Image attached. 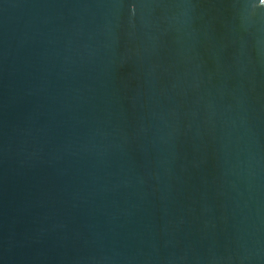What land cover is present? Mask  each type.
I'll list each match as a JSON object with an SVG mask.
<instances>
[{
  "label": "water",
  "instance_id": "95a60500",
  "mask_svg": "<svg viewBox=\"0 0 264 264\" xmlns=\"http://www.w3.org/2000/svg\"><path fill=\"white\" fill-rule=\"evenodd\" d=\"M0 264H264V0H0Z\"/></svg>",
  "mask_w": 264,
  "mask_h": 264
}]
</instances>
